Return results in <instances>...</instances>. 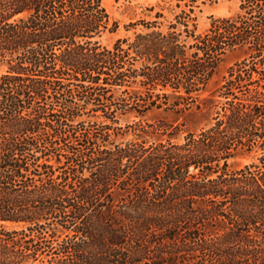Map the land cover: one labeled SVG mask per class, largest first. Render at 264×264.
I'll list each match as a JSON object with an SVG mask.
<instances>
[{
    "label": "trees",
    "instance_id": "obj_1",
    "mask_svg": "<svg viewBox=\"0 0 264 264\" xmlns=\"http://www.w3.org/2000/svg\"><path fill=\"white\" fill-rule=\"evenodd\" d=\"M237 1L203 35L189 5L167 32L158 13L132 41L88 50L109 23L100 0H0V222L27 225L1 231L0 264H264V0ZM234 51L207 126L176 141L182 125L137 123L111 147L117 112L189 108ZM137 78L133 103L112 105ZM100 103L90 115L110 125L77 128Z\"/></svg>",
    "mask_w": 264,
    "mask_h": 264
},
{
    "label": "rangeland",
    "instance_id": "obj_2",
    "mask_svg": "<svg viewBox=\"0 0 264 264\" xmlns=\"http://www.w3.org/2000/svg\"><path fill=\"white\" fill-rule=\"evenodd\" d=\"M191 0H183L178 2L176 0H100L101 7L106 12L109 23L106 29H104L99 37L92 40H84L81 43H86L85 47L90 50L93 49V44L97 43L100 49L112 50L116 42L122 40H133L136 34L140 33L142 30V22H154L155 15L161 14L162 18L157 20L162 31L167 32L169 24L173 22L174 17L179 15L181 11H188V6L194 7V17H195V35H203L208 31L212 22L217 19L230 18L238 13L239 3L237 0H198L194 4L190 3ZM179 5V8L176 6ZM116 25L115 31L110 32L109 29ZM134 25L133 28H127L128 26ZM178 30H182L181 27ZM184 37H182V40ZM186 43L191 44L192 39H185ZM243 58V53L241 51H234L227 53L223 56L217 65V68L204 92H202L198 100L190 104L189 108H185L183 105H179L177 108L172 109L165 107L156 110L152 109L144 115V117H139L135 112H130L120 115L119 112L116 113V124L112 125L110 128L111 138L109 139L112 146L123 145L134 139L132 130H126L127 126L135 125L137 123L144 124H156L158 122H164L167 124L182 125V131L176 136V141L182 140L185 136V131H197L210 123L214 105L212 103V97L221 85L224 77L227 76L228 69ZM141 67V62L135 64L134 69L138 70ZM6 66L0 62V74L4 73ZM141 79L135 80L133 84L124 94L123 89L114 88L112 94L110 95L109 101L111 104H115L117 100H122L123 98L129 100L128 103H133V97L140 91L143 92L142 88H139L138 82ZM93 89V88H92ZM156 93H159L156 91ZM169 94V91H167ZM95 94V93H94ZM111 99V100H110ZM172 100V99H171ZM113 101L115 103H113ZM173 101V100H172ZM79 106H83L82 102H78ZM95 105L98 103H94ZM100 108H92L89 104L86 108L84 114L89 116H80L75 120L79 129L81 126H108L110 122L106 121L101 112L90 115L91 109L93 111H102V106L106 107L105 103L99 104ZM110 106V105H109ZM198 107V108H197ZM63 108V103L61 104V109ZM58 110V107L56 108ZM64 111V110H63ZM74 123V125L76 124ZM84 124V125H83ZM73 125V127H74ZM64 128V127H63ZM120 129V131H117ZM68 131V130H66ZM72 131V130H70ZM128 131V132H127ZM46 139L49 140L47 137ZM149 142L157 140L156 138H146ZM163 140L166 137L162 138ZM57 143V142H56ZM56 149L60 148V145H56ZM255 155H240L229 162L231 169L236 170L242 168L243 166L251 163L254 160ZM51 164H53L51 162ZM55 165V164H53ZM56 166V165H55ZM89 172L84 173V177H88ZM27 225L25 223H10V222H0V233L4 232H22L26 234ZM65 235L59 233L56 235L59 239V243ZM18 250V249H15ZM2 261V259H0ZM41 262V261H40ZM40 264V263H38Z\"/></svg>",
    "mask_w": 264,
    "mask_h": 264
}]
</instances>
